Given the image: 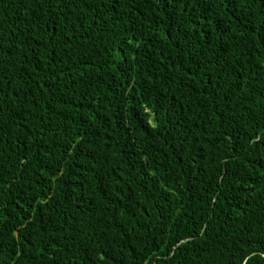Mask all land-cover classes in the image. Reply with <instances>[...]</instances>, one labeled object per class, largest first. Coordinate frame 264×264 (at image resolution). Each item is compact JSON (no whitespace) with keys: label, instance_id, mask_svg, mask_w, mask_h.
Instances as JSON below:
<instances>
[{"label":"trees","instance_id":"trees-1","mask_svg":"<svg viewBox=\"0 0 264 264\" xmlns=\"http://www.w3.org/2000/svg\"><path fill=\"white\" fill-rule=\"evenodd\" d=\"M0 264H264V0H0Z\"/></svg>","mask_w":264,"mask_h":264}]
</instances>
